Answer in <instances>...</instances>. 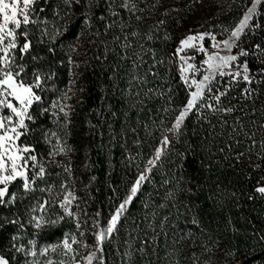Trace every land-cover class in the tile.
Wrapping results in <instances>:
<instances>
[{
    "label": "trees",
    "instance_id": "obj_1",
    "mask_svg": "<svg viewBox=\"0 0 264 264\" xmlns=\"http://www.w3.org/2000/svg\"><path fill=\"white\" fill-rule=\"evenodd\" d=\"M253 2L36 4L38 23L18 29L14 61L27 81L41 79L21 142L43 177L0 201V264H78L189 102L182 41L225 37ZM234 51L244 68L210 83L92 264H264V0ZM53 142L65 153L52 158ZM54 192L72 194L73 213L50 204L36 223L33 201ZM67 232L79 237L71 254L61 245ZM32 241L37 251L57 247L36 262Z\"/></svg>",
    "mask_w": 264,
    "mask_h": 264
},
{
    "label": "rangeland",
    "instance_id": "obj_2",
    "mask_svg": "<svg viewBox=\"0 0 264 264\" xmlns=\"http://www.w3.org/2000/svg\"><path fill=\"white\" fill-rule=\"evenodd\" d=\"M41 0H0V201L6 199L10 187L21 190L32 187L31 178L41 179L43 173L36 171L39 160L32 154L33 148L21 142V137L26 129V121L31 119L32 106L40 101L35 88L39 81H27L21 76L22 72H16L18 64L14 61L19 46L18 29L29 21L37 22L35 7ZM262 0H254L245 12L239 23L223 38H219L211 32H199L188 35L180 44L178 54L181 57V74L184 83L190 89L188 104L179 112L171 127L166 131L154 155L148 160L145 169L137 176L131 187L125 194L124 200L112 214L105 228L100 231L96 241L90 247H86V253L81 256L78 264H92L101 252L102 246L109 239L120 219L125 214L133 198L140 191L142 185L150 175L151 170L160 160L169 144L175 139L184 119L204 96L210 83L220 75L238 74L244 66L239 63V55L236 47L241 35L251 21L258 5ZM170 2V0H169ZM45 24V23H44ZM46 24L45 29L47 30ZM44 29V30H45ZM23 53L25 48L21 50ZM77 52L76 49L73 50ZM21 71V70H20ZM68 91L56 101L54 116L61 121L62 113L68 112ZM63 123V122H62ZM60 122V124H62ZM56 133L50 134V139H55ZM52 143V158L65 153L66 147L62 142ZM61 143V144H60ZM55 145V146H54ZM37 177V178H36ZM40 184V183H39ZM41 187V186H40ZM51 195V202L42 205L33 201L30 217L36 223H40L41 213L48 214L50 204L69 214L73 213L75 199L71 193L66 192ZM13 196H10L11 199ZM8 198V197H7ZM47 200H49L47 198ZM1 202V203H2ZM9 202V200L7 201ZM73 207V208H72ZM41 214V215H43ZM49 215V214H48ZM33 217V218H32ZM79 243V237L75 232L66 233L61 245L71 254ZM57 246H45L41 251L36 250V242L30 243L29 253L32 259L46 255L47 251ZM31 259V260H32Z\"/></svg>",
    "mask_w": 264,
    "mask_h": 264
}]
</instances>
